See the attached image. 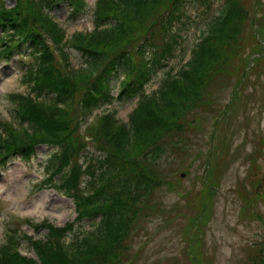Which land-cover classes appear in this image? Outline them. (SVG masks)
<instances>
[{
    "label": "trees",
    "instance_id": "trees-1",
    "mask_svg": "<svg viewBox=\"0 0 264 264\" xmlns=\"http://www.w3.org/2000/svg\"><path fill=\"white\" fill-rule=\"evenodd\" d=\"M61 1L75 11L86 5L84 0H14L8 7L0 0V58L10 59L26 46L33 59L23 78L28 93L12 94L9 119L0 118V169L15 156L30 158L39 145L57 148L45 164L43 183L59 182L64 194L73 198L77 215L63 227L36 225L47 230L43 239L21 235L35 258L20 253L18 231L11 230L0 243V264H135L140 226L163 216L160 192L173 191L181 180L180 175L178 182L166 180L157 160L167 145L176 146V153L185 150L179 144L190 139L188 131L198 130L188 129L196 128L194 114L211 108L231 80L235 87L234 70H240L239 80L244 82L253 69L262 72L263 39L250 32L255 19L244 0H198L219 1L217 16L205 21L188 60L175 74L164 75L155 90L143 94L147 81L183 47L177 29L191 0H95L93 29L76 31L69 38L50 16ZM260 24L264 28V22ZM67 45L86 56L77 69L70 66ZM248 54L254 57L247 62L243 58ZM118 79V98L139 95L127 121L111 109L84 124L95 107L110 99L111 82ZM208 161L209 155L204 167ZM217 173L209 177L215 185ZM202 195L189 197L199 212L208 210L207 196ZM193 214H182L185 223L180 228L187 242L181 255L188 253L190 264H203L199 244L188 250L203 236L200 215ZM167 219L161 218L166 223ZM86 222L92 228L81 233L79 226ZM180 262L174 256L165 264ZM247 264H264V245Z\"/></svg>",
    "mask_w": 264,
    "mask_h": 264
},
{
    "label": "rangeland",
    "instance_id": "rangeland-1",
    "mask_svg": "<svg viewBox=\"0 0 264 264\" xmlns=\"http://www.w3.org/2000/svg\"><path fill=\"white\" fill-rule=\"evenodd\" d=\"M94 1L84 0L88 10L83 9V12H74L71 4L60 2L50 11V16L69 38L76 31L92 30L93 7L91 6ZM244 2L255 19V24L253 20L251 29L249 27L250 32H253L257 39H263L260 41L263 46L264 28L260 23L264 22V0H244ZM5 3L10 7L14 4V0H5ZM220 8L219 1L187 2L183 21L177 29L179 43L184 40L183 47L175 52L167 67L156 75L152 83L144 87L143 94L156 89L164 75L175 74L188 60L189 50L193 47L196 37L207 26L205 21L217 16L216 13ZM2 34L0 31V37ZM24 48L25 46H22L20 52L26 56L14 57L8 64L0 60V118L3 119H9L8 110L11 103L8 95L13 92L28 91L21 74H24L23 69L31 59L30 52L25 51ZM68 48L67 45L66 50ZM68 53L70 66L73 69L85 63L86 56L79 51L72 49V51L68 50ZM253 57L254 55L248 54L243 60L248 62ZM260 60L264 63V53ZM263 70L264 66L262 72L253 69L247 77L244 76L245 82L239 80L240 70H234L235 87L232 86L231 80L211 102V108H201L194 114L193 118L197 117L196 128L188 129L198 130L188 131L190 139L179 144L185 150L176 153L173 152L178 150L176 146L171 149L170 145H167L166 152L157 160L160 172L167 173L166 180H173L175 183L178 182L176 180L178 175L182 173L185 175L180 176L181 180L175 191H167L163 188L160 192L159 200L165 210L162 212L163 216L151 220L147 226H140L138 245L134 248V251L139 253V260L135 264H149L150 260L152 261L150 264H165L169 257L174 256L181 260V264L188 262L190 264L189 254L181 255L182 245L187 242L180 228V225L185 223L182 221L184 211L188 212V216L195 215L193 214L195 212L200 215L199 224L203 228V236L200 235L198 241L195 239V244H189L188 250L193 251L199 244L202 247L200 253L203 258L200 261H203V264H247L252 255L264 245ZM247 71L246 68L245 73ZM116 86L112 84L111 99L96 108L94 116L98 117L107 109H116V117L127 121L128 115L137 105V98L127 103L118 101L115 97L118 92ZM221 108L224 110L223 114L219 110ZM92 116L88 121L92 120ZM215 118L217 119L214 122ZM209 149L212 151L210 154H208ZM50 150L52 151V148ZM51 155L48 147L42 145L37 147L30 160L10 159L7 168L0 170V243L11 234V230L16 229L20 240L18 250L21 254L32 258H35L34 251L21 235L43 239L47 230L42 227L36 229V224L45 222L55 227H63L73 222L77 215L73 198L64 194L59 182L55 181L53 185L41 183L45 177L44 164ZM208 155L209 161L204 167ZM215 163L219 166H214ZM214 170H218L216 174L218 185L209 179L210 173ZM187 192L188 198L185 197ZM197 192H202L203 199L207 196L204 201L208 210L199 212L198 206L194 203L190 204L192 199L189 197ZM177 204L178 209H176ZM162 217L168 218V222L162 221ZM79 227L82 233L90 231L92 225L86 222ZM187 238L191 241V236ZM68 239L69 237H66V240ZM142 243L144 244L139 247ZM190 255L193 256V253Z\"/></svg>",
    "mask_w": 264,
    "mask_h": 264
},
{
    "label": "water",
    "instance_id": "water-1",
    "mask_svg": "<svg viewBox=\"0 0 264 264\" xmlns=\"http://www.w3.org/2000/svg\"><path fill=\"white\" fill-rule=\"evenodd\" d=\"M184 175H185V173H182V174H181L182 177H183ZM188 184H189V183H187V185H188Z\"/></svg>",
    "mask_w": 264,
    "mask_h": 264
}]
</instances>
